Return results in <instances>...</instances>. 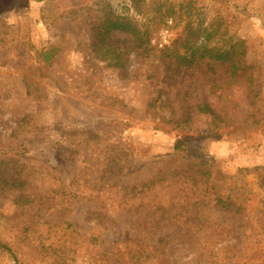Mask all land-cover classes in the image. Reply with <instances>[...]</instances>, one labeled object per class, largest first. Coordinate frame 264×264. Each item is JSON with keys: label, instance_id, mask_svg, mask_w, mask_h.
<instances>
[{"label": "rangeland", "instance_id": "obj_1", "mask_svg": "<svg viewBox=\"0 0 264 264\" xmlns=\"http://www.w3.org/2000/svg\"><path fill=\"white\" fill-rule=\"evenodd\" d=\"M108 16L149 30L150 57L125 32L124 67L97 56ZM188 23L191 43L243 40L247 71L166 75ZM17 260L264 264V0H0V264Z\"/></svg>", "mask_w": 264, "mask_h": 264}, {"label": "trees", "instance_id": "obj_2", "mask_svg": "<svg viewBox=\"0 0 264 264\" xmlns=\"http://www.w3.org/2000/svg\"><path fill=\"white\" fill-rule=\"evenodd\" d=\"M162 8L163 7L159 5L157 9V12L159 13L158 17H160V19H165L174 13H178L172 6H168L164 10ZM138 13H140V10ZM186 13L184 12V14ZM192 30L191 24L188 23L185 26V38L181 40V43H183L184 46L182 53L177 50L178 47H175V52L173 54L171 53L170 49H167L168 53L163 55L162 58L159 57L160 61H158V63L165 65L166 75L171 73V76H173L172 74H174V69H177L179 66H185L188 69V67H191L194 63H199V60H197L198 57L200 59H208L210 61L220 62L223 65L229 64L232 68L231 75L236 74L237 69L241 70V74L247 71L248 67L245 66L247 47L243 40H236L235 43H233L234 41L232 39L229 44H226L223 47L202 43L198 44L199 42L197 40H194V42L191 43L193 39ZM114 32H125L130 34V38L134 42L133 46L135 48L137 47L138 49L143 48L141 52L142 58L146 59L150 57L153 46L151 42L152 38L150 36L151 32L149 30H146V38L143 40V37L140 36L138 26L135 22L126 17L108 16L103 18L102 21L96 25L97 39L92 40L97 52V56H99L101 59H105L108 65L124 67V63L121 62L122 54L117 52L118 49L115 47L113 42H109V37ZM206 34L207 37L205 39L207 41L210 39V34ZM200 35L201 34H196L195 37ZM54 50L55 47H53L50 51L45 50L42 52L44 61L49 62L51 60ZM198 52H200V55H198ZM207 65L209 66V63H207ZM157 66L160 65L157 64ZM197 108L201 113L212 116H215L216 114V109L210 103H200L198 104ZM175 151L178 155L185 157L202 156L200 149L184 141L176 142ZM17 264H19L18 260Z\"/></svg>", "mask_w": 264, "mask_h": 264}]
</instances>
